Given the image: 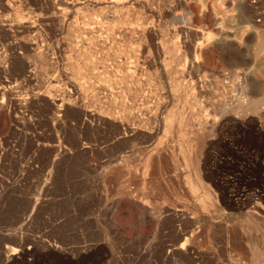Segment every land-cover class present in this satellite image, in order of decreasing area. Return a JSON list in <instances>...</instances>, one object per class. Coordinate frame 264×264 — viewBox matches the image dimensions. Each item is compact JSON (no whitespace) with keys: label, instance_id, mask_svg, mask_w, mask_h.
<instances>
[{"label":"rangeland","instance_id":"374dc122","mask_svg":"<svg viewBox=\"0 0 264 264\" xmlns=\"http://www.w3.org/2000/svg\"><path fill=\"white\" fill-rule=\"evenodd\" d=\"M136 4L0 30V264H264V0Z\"/></svg>","mask_w":264,"mask_h":264},{"label":"bare ground","instance_id":"6f19581e","mask_svg":"<svg viewBox=\"0 0 264 264\" xmlns=\"http://www.w3.org/2000/svg\"><path fill=\"white\" fill-rule=\"evenodd\" d=\"M89 1H93V0H84V2H80V0H50L51 2V8L53 10H55L53 13L49 14V10L47 12H39L38 10H34L33 12L29 13L26 16H22L19 15L16 7L22 6L24 4V0H0V30H4L5 33H9L8 36L10 35V37L14 38L15 41L13 43H10L7 46V50L9 51V59L10 58H17L20 60L21 62V67L23 72L29 73L26 77L27 80H33L35 78L33 72H32V62L31 60H29V55L28 52L29 50H34L35 49V56L38 59H44L47 60L48 57V51H46L45 49H40L39 47V37L41 36V28L40 26L42 24H44L47 21L50 20H54L56 19V21L58 20V26L59 29L62 30L65 29V22L66 19H69L74 12H76L79 9V6H81V3H85L86 4ZM137 0H97V2L99 4H106L107 7L115 9L116 12H114L112 15H108L106 17H104L105 19L109 20H114L118 15V11L119 10H123L126 7L132 6L134 3L136 4ZM139 1V0H138ZM137 5V4H136ZM49 8V7H48ZM15 10V17L12 18V16L10 15V11ZM127 10V9H126ZM51 11V10H50ZM7 13L9 14V17L2 20V17H5L4 15H7ZM26 14V13H25ZM72 19V18H71ZM104 20V19H103ZM69 21V20H68ZM72 22V21H71ZM107 22V21H106ZM94 23V22H93ZM96 23V22H95ZM115 23V22H114ZM92 24V23H91ZM111 24V23H110ZM74 25V24H73ZM108 25V24H107ZM75 26V25H74ZM30 28L32 29V31L34 32V38L33 37H26L24 36V29L26 28ZM120 27V26H119ZM70 28V27H68ZM95 28V26H94ZM128 28V27H127ZM29 29V32H30ZM88 29L91 30L90 33H92L93 27H89ZM126 30V29H125ZM134 30L135 29V25H130V28H128V31H126V35H128L129 37H132L134 35ZM72 31V29H71ZM70 31V32H71ZM125 32V31H124ZM138 32V31H136ZM23 34V35H22ZM7 35V34H6ZM124 35V34H123ZM11 38V39H12ZM44 40V39H43ZM42 40V41H43ZM46 41V40H45ZM68 41V39H67ZM44 42V41H43ZM71 42V41H70ZM42 43V42H41ZM48 45V44H47ZM70 45V44H69ZM192 45V44H191ZM45 46V45H44ZM81 46V45H80ZM36 47V48H35ZM40 50H36V49ZM105 47V46H103ZM202 48L201 46H198L197 44L192 46V52H199V49ZM42 48V47H41ZM90 49V48H89ZM110 49V48H109ZM48 50V48H47ZM190 50V49H189ZM4 53V52H3ZM2 53V54H3ZM115 53V52H114ZM113 53V55H115ZM194 53V54H195ZM34 54V53H33ZM112 54V53H111ZM198 54V53H197ZM5 55V54H4ZM8 55V54H7ZM196 55V54H195ZM3 56V55H2ZM34 56V58H35ZM93 56V54L91 52H86L85 54H83V58L85 60H90V58ZM31 57V56H30ZM16 59V60H17ZM13 60V59H12ZM11 60V61H12ZM43 60V61H44ZM2 61V60H1ZM8 61V60H7ZM13 62V61H12ZM15 62V61H14ZM47 62V61H46ZM101 61H96V64H99ZM10 63V62H9ZM105 63V62H104ZM7 64V63H6ZM11 64V63H10ZM20 64V63H19ZM18 64V65H19ZM6 66V65H5ZM20 66V65H19ZM109 66V65H108ZM8 67V66H7ZM20 67V68H21ZM1 68V67H0ZM4 70V69H3ZM25 74V73H24ZM128 76V75H127ZM133 80V79H132ZM4 84V83H3ZM13 84L12 82H10V85ZM13 86V85H12ZM17 87L21 88L23 86V84L17 83L16 84ZM22 89V88H21ZM13 90V89H12ZM77 90V88H76ZM79 91V90H78ZM39 95V94H38ZM37 95V97H38ZM68 95V94H67ZM42 96V95H41ZM43 97V96H42ZM20 99V98H19ZM64 101V100H63ZM18 102V101H16ZM65 103V102H64ZM18 104V103H17ZM17 106V105H16ZM21 106V105H20ZM18 106V107H20ZM59 106V105H58ZM62 106V105H61ZM59 106V107H61ZM65 106V105H64ZM62 106V107H64ZM70 106V105H69ZM15 108V107H14ZM16 109V108H15ZM61 109V108H60ZM82 113V112H81ZM22 118V117H21ZM213 128V127H212ZM207 133V132H206ZM133 136V135H132ZM231 235V234H230ZM233 240V239H232ZM22 248V247H20ZM9 250V249H8ZM10 251V250H9ZM15 251V250H14ZM21 251V250H19ZM24 251V250H23ZM8 253V251H7ZM13 253V252H12ZM23 253V252H22ZM14 254V253H13ZM18 255V254H17ZM20 255V254H19ZM18 255V256H19ZM9 256V255H8ZM190 257V256H189ZM10 258V257H9ZM13 258V257H12Z\"/></svg>","mask_w":264,"mask_h":264}]
</instances>
